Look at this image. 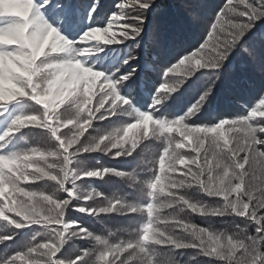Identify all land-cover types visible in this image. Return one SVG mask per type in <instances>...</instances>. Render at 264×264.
I'll return each mask as SVG.
<instances>
[{
    "label": "trees",
    "instance_id": "1",
    "mask_svg": "<svg viewBox=\"0 0 264 264\" xmlns=\"http://www.w3.org/2000/svg\"><path fill=\"white\" fill-rule=\"evenodd\" d=\"M92 2L36 0L43 7L34 11L66 39L90 46L80 53L86 55L81 62L103 73L106 84L101 91H106L109 83L116 85L113 93L121 97H105V101L112 100V107L120 105L114 114L105 112L108 102L97 104L100 77L94 74L86 79L79 70L67 73L71 64L54 86L45 87L39 95L34 92L40 105L35 103L12 80L13 75L27 79L31 52L20 44L6 46L19 72L8 69L11 87L0 91V101L12 93L25 97L0 108V136L17 117L38 116L29 121L36 126L24 127L0 142V154L18 156L15 162L0 157V237H11L0 243V264L40 242L44 244L28 254L25 264H49V253L54 254L58 246L62 248L56 259L64 264H71L85 252L81 264H102V258L103 264H264V235L256 229V224L264 220V152L256 147L259 141L253 142L255 130L251 125L231 121L251 116L250 111L264 95V77L242 51L247 47L264 60V18L219 70L220 80L208 102L189 117L215 75L210 69L197 70L194 58L189 76V63L180 65L179 60L194 51L208 58L214 41H209V48L200 49L199 45L207 39L215 15L224 10L227 0H156L140 37H121L123 24L114 23L110 34L120 42L109 45L102 40L83 41V36L93 27H106L125 0H99L102 7L95 18L88 9ZM68 3L78 6L71 15L64 11ZM125 10L131 17L137 15L136 8ZM232 17V13L222 16L221 24L226 26ZM154 26L166 34L164 44L155 38ZM133 27L130 23L127 35ZM57 51L40 63L57 64L68 59L67 54L59 53L67 51L63 42H58ZM133 68L135 74L121 84V78ZM170 68L173 71L167 72ZM49 71L40 73L42 81L48 79ZM177 84L180 87L170 91ZM158 93L160 103L153 108ZM146 112L162 121H138L139 126L125 135L126 127L139 119V113ZM185 117L189 118L184 122L181 119ZM219 121L227 123L226 127L211 134ZM250 122L264 128V111ZM211 153L235 163L232 167H215L211 173L215 181L212 191L220 197L213 202L224 209L215 224L196 220L202 218L195 216L202 211L195 202L211 187L194 179L190 167L173 175L160 174L156 190L152 189L151 178L155 170L171 161L194 164ZM94 170L103 178L86 175ZM9 185L11 189L5 193ZM103 200L130 206L137 212L147 238L144 244L127 239L118 242L103 230L104 219L98 207ZM165 204L172 206L162 207ZM178 212L188 218L170 222L165 216ZM13 218L25 221V225L15 228L9 222ZM188 222L191 230L182 227ZM61 223L66 228L64 236ZM84 229L86 236H82ZM129 242L135 247L127 255ZM205 252L219 259L205 256Z\"/></svg>",
    "mask_w": 264,
    "mask_h": 264
},
{
    "label": "snow or ice",
    "instance_id": "2",
    "mask_svg": "<svg viewBox=\"0 0 264 264\" xmlns=\"http://www.w3.org/2000/svg\"><path fill=\"white\" fill-rule=\"evenodd\" d=\"M156 5V0H125L118 5V14L112 15L110 17L109 22L107 23L106 27H93L91 31H87L86 34L83 36V41H103L105 45L109 44H117L120 40L115 36L113 39V34H110V30L113 27L114 23H122L123 27L119 29L121 32V37L127 38H135L140 37L144 32L145 27L147 26V13L149 9H152L153 6ZM188 8H192L191 4L186 5ZM242 6V7H240ZM37 7H43V5H37L36 0H22L21 4L13 5L12 11H5L0 12V31L5 33V42H9L7 37L9 34H20V37L25 40V43L32 49L31 58L28 62V67L31 69V72L28 74L27 79L21 78L19 76L13 75L12 80L13 83L19 87L25 89L27 92L26 97L33 100L37 103L34 92L39 95L41 91L45 87H52L55 85L56 80L60 79L64 68L71 64V67L74 70H79L83 73L85 77L91 75H97L100 77L99 83L101 88L99 89L101 95L97 101V104L103 102V106L106 102L109 103V108L105 110V112L113 113L114 110L119 107H112V100L108 99L105 101V97H113L119 96L116 92L113 93V89H115L116 85L113 83H109L107 90L101 91L103 86L106 84L105 80L102 79L103 73L100 71H94L91 67L84 66L81 62V58L86 55H81L80 53L83 50L88 49L90 46H85L83 42L76 43V41H71L66 39L64 36L60 35L56 28L51 27L50 25L46 24L42 17H40L34 10ZM77 5L68 3L64 7V11L71 15L77 10ZM102 5L99 3V0H93L92 3H89L88 9L90 12L95 16L100 15V8ZM126 7L129 8H136L137 15L135 17H131L128 15L127 11L125 10ZM223 9L221 10L219 15H215L214 19L215 22L211 23L210 25V33L208 34L207 39L203 40L199 48L205 49L209 48V41H214L210 45V49L208 52V58L204 59L202 56H198L197 52H192L190 55H183V57L179 60V64L183 65L187 61L189 66L187 68V74L190 76L192 75L190 66L192 65V61L195 58V68L199 69H210L213 71L215 75V79L211 81V86L207 88L200 96L197 104L192 109L189 117L198 113L199 110L203 107L205 103L208 102L209 98L213 95L214 89L217 87V81L220 80L219 70L224 67L226 61H228L229 57L232 55L234 51L238 48H241L242 41L248 37V35L252 32L253 28L256 26V23L259 22L261 18H264V0H258V3H253L252 0H238V3H233V0H227V3L223 5ZM229 13L233 14L232 18H229L227 21L226 26L221 24V17L227 16ZM246 18V20L244 19ZM10 21V22H9ZM133 24L134 27L132 28L130 36L127 35L129 31V24ZM25 27H27V33L25 34ZM153 32L155 34V38L158 40L160 44H164L167 41V36L164 31L159 26L153 27ZM89 37H96V39L89 40ZM58 42H63L64 47L67 49L66 52H59L60 54H67L68 59L64 62L57 63V64H47L42 65L40 61L42 58L51 56L53 53H58ZM242 51L247 53L249 59L257 64L259 74L264 77V60H261L260 57L256 55V53L247 48L243 47ZM135 59V57H132ZM203 61V62H202ZM45 70H50L48 74V79L42 81L40 79V73ZM173 71L172 68L168 69L167 72ZM136 69L133 68L131 72L125 74L124 77L121 78L120 83L123 84L127 80L134 75ZM166 72V75H167ZM51 81V83H49ZM183 83V81H181ZM180 87V84H177L175 88H171L170 91H175ZM18 97H25L21 95H17L16 93H12L8 96L5 100L0 101V108H3L7 102H11L16 100ZM47 96H44L43 99H47ZM125 100V99H123ZM127 101V100H125ZM128 103V101H127ZM126 103V104H127ZM160 103L159 93L157 94L154 103L152 105L153 108L156 107L157 104ZM40 105V103H37ZM125 105V104H123ZM44 108H47V105H44ZM43 108V111H44ZM260 111H264V95L260 98V103L252 108L250 113L251 116L248 115L246 119L237 120L232 119L231 121L240 122L243 121L246 124L251 125V128L255 130V134L253 136V142L259 141L260 143L256 145L260 152H264V131H260V129H264L261 127H254L253 124L250 122L252 118L257 116V113ZM102 112H100L101 114ZM0 115H3V112L0 111ZM38 115H31L29 116H19L13 121V126L10 127L4 135L0 136V142L4 141L6 137L14 134V132L19 131L20 129L28 126H36L29 121H35ZM139 119L128 125L126 127L125 135L131 133L133 129L139 126L138 121L148 122L149 120H157L153 118V115L150 113H139ZM185 117L181 119L185 122V119L189 118ZM229 120V119H223ZM162 121V120H157ZM222 121V120H221ZM219 121L217 124H219ZM259 123V121H256ZM259 146V147H258ZM2 151V148H0ZM132 152L129 154L131 155ZM0 157H4L6 162L11 160L13 162L18 159L17 155H4L0 154ZM103 171V170H99ZM119 173L120 171H116ZM88 177H96V178H103L99 175L97 170L89 171L86 174ZM10 186V185H9ZM9 189H4L5 193ZM70 199V198H69ZM83 207L79 208L82 209ZM66 212V210H65ZM86 213V211L82 212ZM17 216L22 215V213L16 214ZM19 221V222H18ZM11 224L15 228H21L25 225V221L16 220L13 218L9 220ZM66 223V222H65ZM78 226V231H79ZM256 229L259 230V234L264 235V220H261L259 223L256 224ZM87 231L84 229L82 236H86ZM11 239V237L5 236L0 237V243ZM67 239V238H65ZM145 239H147L145 237ZM47 243V242H45ZM41 244L44 243H36V245L30 247L27 252H17L13 255L6 264H25L27 256L29 253H34L36 248H39ZM124 247V246H122ZM135 247L131 242L127 246L128 250L125 251L127 255L131 254V250ZM178 248H185L189 247L187 245H177ZM62 246H58L56 250H54V254L49 253V264H64L63 260H57V253L61 251ZM87 253H83V256H86ZM205 256L208 257H215L219 259V257L213 255L212 253L205 252ZM83 256L77 258L76 260L72 261L71 264H81ZM123 260V259H121ZM103 264V258H102Z\"/></svg>",
    "mask_w": 264,
    "mask_h": 264
},
{
    "label": "rangeland",
    "instance_id": "3",
    "mask_svg": "<svg viewBox=\"0 0 264 264\" xmlns=\"http://www.w3.org/2000/svg\"><path fill=\"white\" fill-rule=\"evenodd\" d=\"M21 2L22 0H19V3L17 0H0V12L12 11L13 5L21 4ZM37 14L42 17L41 14ZM42 19L44 18L42 17ZM26 33L27 27H25V34ZM7 39L9 42L6 43L5 33L3 31H0V91L9 89L11 87V84L7 80L8 69L11 70V68L13 67L14 72H19L18 67H15L13 65L14 58H12L13 56L11 54V49L9 51L6 46H15L20 44L24 45L30 52H32V49L25 43V40L20 37V34H9ZM66 72L72 74L75 73V70L70 67ZM80 74L86 79L89 78V76L85 77L82 72Z\"/></svg>",
    "mask_w": 264,
    "mask_h": 264
},
{
    "label": "clouds",
    "instance_id": "4",
    "mask_svg": "<svg viewBox=\"0 0 264 264\" xmlns=\"http://www.w3.org/2000/svg\"><path fill=\"white\" fill-rule=\"evenodd\" d=\"M171 206H172L171 204L162 205V207H171Z\"/></svg>",
    "mask_w": 264,
    "mask_h": 264
}]
</instances>
